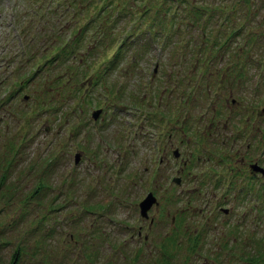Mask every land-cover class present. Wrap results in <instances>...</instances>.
<instances>
[{
	"label": "rangeland",
	"instance_id": "374dc122",
	"mask_svg": "<svg viewBox=\"0 0 264 264\" xmlns=\"http://www.w3.org/2000/svg\"><path fill=\"white\" fill-rule=\"evenodd\" d=\"M201 1L207 7L213 5L212 0ZM216 1L222 4L226 2ZM153 2L146 1V5L142 1L139 4L137 2L133 11L140 14L142 8L146 9L148 17L145 20L151 18L148 21L151 22L153 12L158 8ZM81 3L80 0H0V98L7 97L8 88L14 90V82H11L16 80V67L19 64L25 67L22 68L25 71L30 65L38 68V65L43 64L40 74L29 78L26 85L16 91L13 97L0 103V151L9 141L16 144L22 141L23 157L30 161L40 160L41 162L37 161L38 168L48 169L49 163L46 161L51 158L50 167L53 170L51 173L50 170L49 173H44L45 176L49 175L50 185L46 189L51 195L58 196L57 201L64 202L65 208L62 210L65 215L68 214L67 219L77 220L75 225L67 222L61 235L58 226L56 234L52 236L58 245L56 251L68 254L66 257L63 254L62 258L58 255L60 258L55 260L56 263L149 264L155 259L163 262L166 256L161 255V249L167 248L171 253V264H264L263 248L262 253L256 258L253 257L252 262L248 261L246 254L247 250L252 251L247 242L254 243L257 239L261 245L264 244L261 238L264 236V220L257 231L251 230L253 224H244L240 203L233 202L231 196L227 198V214L217 209L216 199L212 197L210 188H197L194 180H199L202 175L198 171V165L192 167V174H187L182 167L181 178L174 182L171 179L173 162L171 159L167 163L163 160L164 174L153 170L152 186L144 181L148 171L147 169L145 172L144 168L150 165V158L155 159L154 150L147 147L149 135L146 134H150L154 127L167 131L170 122H165V118L174 110L178 117L181 112L187 114L190 130L186 135L190 139L194 137L196 130L204 128L201 151L203 155L212 150L221 152L216 129L222 130L226 138L225 144L228 145L226 149H230V143H235L232 152L238 151L235 149L238 147L237 143L242 142L241 137L237 136L235 142L231 137L236 136L237 128L241 127L237 124V118L233 120L235 116L227 118L224 114L228 113L231 98L235 102L239 101L241 106L245 99H249L259 110L263 107L264 34L261 33L260 42L253 45L244 40L241 29L238 36L228 39L229 45L226 47L211 48L213 59L217 61V57L220 58L217 61L219 65L215 63L218 65L215 73L222 70L225 74L220 77L222 82L215 89L212 86L218 75H212V86H204V81L197 75L201 68L195 64V58L198 52H206L198 49L200 26L191 28V38L195 42L190 40L186 46L175 42L164 47L161 29L152 28L158 34L152 41L143 34L135 37L133 42H130V37V41L126 39L121 43L122 48L114 62L106 63L105 59L113 56L117 49L114 40L123 34V30H127L133 14L120 12L121 17L112 22L114 15L111 11L105 22L107 27L112 22L111 28L102 37L99 32L101 27L105 28L104 23H93L87 26L77 41L70 42L72 33L68 34L70 28L64 26L71 21L78 26L91 17V5L94 1L81 0ZM261 6L263 7L254 15V32L264 29V4ZM66 8L71 10L65 14ZM70 13L71 16L68 17ZM107 13L99 10V14H104V17ZM241 18L242 16L237 15L236 22H240ZM143 23H136L141 26L139 31H143ZM48 24L49 29L54 27L57 35H47V39L45 33ZM181 30L182 27H179L178 31ZM178 35L176 39L180 38ZM58 41H67L65 44L68 47L62 54L44 63L45 56H41L37 50L42 49V45L48 42L44 50L48 57L55 51L53 46ZM190 46L194 47L193 55L189 54ZM27 47L31 49L26 51ZM32 52L35 55L25 62ZM93 60L95 66L90 64ZM155 62L157 65L154 71L150 65L153 67ZM91 67L95 68L94 73L91 72ZM198 81H201L199 85ZM117 82L119 87L115 89ZM103 91L109 94L106 101ZM25 94H28L27 98H24ZM85 96H90L93 101L86 102ZM139 96L141 101L136 99ZM224 97L228 102L224 101ZM112 100L118 104L114 109L110 108ZM138 104L141 105L140 108L148 111L145 117H142L145 113ZM96 105L101 108L97 121L91 118V109ZM242 107H239L240 114ZM159 109L165 115H159ZM216 109H221V118L216 116ZM258 109L255 111L256 125L260 126L263 120L259 116L264 115V112L259 115ZM126 116L133 124L126 123ZM151 116L161 123H152L149 120ZM173 133L172 140H176L178 151L188 154L190 150L185 149L181 140H178L183 133L182 129L178 130L177 127V132ZM89 134H92L91 141H88ZM258 134L262 136L261 140L257 139ZM118 137H121L119 142L123 146L132 143L133 150L119 151L118 146H114L119 145L116 142ZM254 137L250 150L257 147L264 152V131L258 127ZM211 138L214 142H211ZM77 143L80 145L79 149ZM96 143L98 149H95ZM63 146L66 150H62ZM75 150L80 151L82 156L77 162H73L72 155ZM209 161L212 164L214 160L210 158ZM231 165L237 168L236 159H232ZM114 170L116 174H113ZM98 171L101 177L97 175ZM36 180L34 173V176L24 180V184L31 187ZM97 180L103 181L119 196L111 197L101 187L103 183ZM143 184L155 188L151 195L157 200V204L150 202L145 218L139 216L136 206V202L146 196L141 192ZM182 186L191 190H180ZM217 188V195L221 199L223 187ZM96 204L100 205L92 211L80 208L83 205L90 207ZM18 208L17 204L14 208L7 207L0 211V226L8 224L19 214L20 228L14 241L24 243L27 240L26 227L33 218L28 219L30 211L21 207L20 214ZM199 211L203 214L200 217ZM179 212H182L180 222L184 216L186 219L181 224L176 223L179 232L173 235L170 225L176 217L175 214ZM60 218L57 217L55 221H61ZM125 224L133 228H126ZM138 225L141 229L140 239L137 238L135 228ZM100 231L103 234L100 236H104L105 241L91 236L92 232ZM144 233L145 242L142 241ZM32 234L28 230V235ZM249 236L255 239L250 241ZM61 237L66 238V243L61 242ZM137 246L140 253L134 256ZM11 252V246L0 244V264H9Z\"/></svg>",
	"mask_w": 264,
	"mask_h": 264
},
{
	"label": "trees",
	"instance_id": "16d2710c",
	"mask_svg": "<svg viewBox=\"0 0 264 264\" xmlns=\"http://www.w3.org/2000/svg\"><path fill=\"white\" fill-rule=\"evenodd\" d=\"M131 1L133 3L129 4V2ZM140 1L141 0H101L99 4V10L101 9L103 11H109L110 8H113L115 6H124L122 8H119V13L117 14V16H115V20H113L117 21V18L121 17L119 15L120 12H125L126 15H129L131 8L135 7V4L137 2L139 4ZM153 1V3H156L158 5V8L154 10V17L148 24L154 34L157 33L152 28H155L156 30L161 29V31H164L165 29H167V26H171L167 34H171V36L173 37H170L167 40V45L177 42L176 35L179 33V27H182V33L184 37L183 43L185 44V46L189 45L188 43L190 42V40L194 41V39L191 38V28L200 26V37L198 39L200 44L198 46V49L206 50V52H198L197 58L202 59L201 61H199L200 65L208 67L207 70H204L205 72H215L216 70H218L219 64L217 63V61H219L220 58L218 56L217 61L215 59H210L214 57L212 55L214 53L211 48L218 49L221 46L226 47L227 45H229L228 39L230 37L238 36L241 29V33H243L244 35V40L251 42L253 45H256L257 42L259 43L261 39V33L264 34L263 28H260V31L258 32H254L252 28L254 26L253 23L255 20L254 15H256L259 9L263 7L261 5L264 4V0H226L224 4L216 0H212L213 5H208V7L204 5V2L201 0ZM213 1H216V3H214ZM145 10L146 9H143V11L146 13ZM74 12L75 10H73V13ZM220 14H222V16ZM237 15L239 17L242 16L240 21L241 23L236 22L235 18ZM145 17V15H140V19H143ZM108 18V13L106 17L100 14H96L94 15V17H90L86 23L78 24L79 29L76 27V24L73 21L68 22V24L64 26V28H70L71 31L68 34L72 33V39L74 41H77V39L80 37V34L87 28V26L92 25L93 23H96L95 25L105 23ZM216 21L217 23L214 24V22ZM243 29L251 31L247 32L243 31ZM133 32H135L134 28ZM45 34L46 37L47 35H49V37H53L57 35V32L54 27L49 29L48 24ZM50 34L53 35L50 36ZM49 37H47V39ZM47 43L48 42H46L45 45H42V49H39L40 52H42V50H46ZM191 46L188 48L189 54L193 55L192 53L194 51V47ZM65 47L67 48V45L58 41V43L53 46V50L55 51L53 52L52 56H49L47 60L55 58L60 53L62 54L65 51ZM121 48L122 47L119 45V48L113 54L112 59L108 62H105L113 63V60L116 59ZM26 50H29V48H27ZM45 53L46 52L42 54L44 55ZM184 56L185 55L183 54V58ZM215 63H217L218 65ZM21 66L19 67L22 68ZM34 70L35 68H32L31 70L29 69L27 71H17L19 78H17V81L14 82V85H12L14 90H12V88H9L6 94L7 97H1L0 102L3 103L7 100V98L13 97L16 93L15 91L17 90V88H21L25 85L26 82H28L29 78L37 75ZM22 144V141L18 144L9 141L8 143L4 144V146L1 148L2 150L0 151V211L4 210L7 207L14 208V206L18 204V211L20 212V208L24 207L25 210L30 211L28 219H33L30 222L29 226L26 227L27 240L24 243L14 241V236L18 235L17 231L20 228V223L18 222L19 214H17L15 218L9 221L8 224H3V226H0V244L4 243L11 246L12 248L9 264H57L55 260H58V258L60 257L62 258L64 253L56 251L58 245L55 242L56 240L54 238L52 239V236L56 234L58 226H60L61 232L59 235H61L63 232L62 230H65V226H67V222L75 225L77 223V220L74 219V221H71L67 219L68 214L65 215V211L62 210L65 208L63 207L64 202L57 201L58 196L56 194L51 195V193H49L46 189L50 185V183L48 181L49 175L45 176L44 173H49V170L51 173V171L53 170L50 167L51 158L46 161L47 163H49L48 169L38 168L37 161L40 160L31 159L30 161L23 157L24 150L22 148ZM34 173L35 178L37 179L36 182L33 184V186L26 187L24 184V180L28 177L34 176ZM66 193L67 192L65 191V194ZM98 205L100 204H96V206ZM88 206L83 205L80 208L85 209L86 211H92L94 210V208H96V206ZM60 214H62L61 218ZM57 217H59V220L61 221H55ZM180 219V217H177L176 221L179 222ZM174 225L175 224H173L171 228V234L173 235L179 232L176 228L177 225ZM28 230L33 233L32 236L28 235ZM101 232L102 231H100L99 233L92 232L91 236L96 237L101 241H105L104 236H100L103 235ZM61 238V242L66 239L65 237ZM134 251V256H137L140 253V249L138 248V246ZM123 254L126 257L125 251L123 252ZM255 254L258 253H252L251 257L253 258L254 256L256 258ZM58 255L60 257H58ZM161 255L166 256L163 258V262H157L154 258V262L149 264H171L170 250H168L167 248L161 249ZM64 256L66 257L68 256V254H64ZM127 257L130 258L128 255ZM91 262H93V258Z\"/></svg>",
	"mask_w": 264,
	"mask_h": 264
},
{
	"label": "flooded vegetation",
	"instance_id": "af4514ba",
	"mask_svg": "<svg viewBox=\"0 0 264 264\" xmlns=\"http://www.w3.org/2000/svg\"><path fill=\"white\" fill-rule=\"evenodd\" d=\"M210 75H218L221 74L222 76L225 75L224 71L218 72H212L209 73ZM217 76V77H218ZM222 78L220 80L215 81V85L219 87V84ZM201 81H198V85ZM212 83V82H211ZM205 83L203 82V85ZM215 92V91H214ZM224 101L228 102V99L224 97ZM245 102L242 103V106L240 105V102H235L234 98L229 99V106H228V113L224 114L225 117L231 118L233 117V120L237 118V124L241 128H237L236 130V136H233V141L235 142L236 137H241L242 142H238L237 145V152H232L233 145L235 143H230V149H226L228 145H226V138L223 135V132L221 129H216L218 132V138L220 142V151H209V153L202 154V148H203V135H204V128L201 130H196V133L192 139L189 138V136L186 135V132L189 131V123L187 114H184V112H181L179 117L176 115L175 110L171 113H168V116L165 118V122H170L169 128L166 129L167 131L163 130H157V127H154L155 129L150 130L151 133L149 135V138L147 140L148 145L147 147L152 148L155 152V159H149V166H145L144 171H147V176L144 179V181L152 186L153 178L148 182V172L149 169H151V172L153 171V168H156V173L158 174H164L163 173V165L168 162V159H171L173 162V169L174 171L171 172V179L176 182L179 180L178 178H181L180 174L181 168L183 167L185 172L187 174H192V167L195 165H198L200 168L198 171L200 174H202L199 180H194L197 182V188H210L212 192V197L215 200V206L217 209H221L224 213L227 214V198H232L233 202H239L240 203V212L242 213V219L244 221V224L246 226H252L251 230L254 231L258 230V227L262 220H264V152L260 151L257 147L255 150H250V146H253V140L254 135L256 134L258 127L264 131V115L259 116L261 120H263L262 125L257 126L256 125V115L255 111L258 109V106L254 105L251 100L245 99ZM239 107H242L243 111L242 114L239 113ZM257 107V108H256ZM157 111H161L160 109ZM220 111L221 109H216V116L218 118L220 117ZM258 114L260 115L261 112H264V105L263 107L258 109ZM162 115L163 112H161ZM177 121H180L179 124H177ZM157 123H161V121H157ZM178 130L183 131L180 135V139L182 142V146H184L185 149L190 150L188 154L184 155V153L178 151L176 140H172V136L174 135V131L177 132ZM208 132V131H207ZM144 136V134H141ZM257 139L261 140L262 136L259 134L257 135ZM150 139V140H149ZM232 141V142H233ZM211 142H214V139L211 138ZM226 143V144H225ZM132 144V143H131ZM131 144L127 145V150L131 149L133 150L134 147H129ZM192 145V147H191ZM244 149H242V148ZM195 148V149H193ZM210 150V149H209ZM238 153V155H236ZM214 160L211 164L209 159ZM236 159L237 161V168L233 165H231L232 159ZM164 160V162H163ZM141 162L143 160H140ZM176 176V177H175ZM197 178V177H195ZM145 185V191L146 192H153L155 188L149 187V185ZM217 187H223L222 191V197L219 199L220 196L217 195L218 190ZM180 190H191L187 186H182L179 188ZM142 194L144 191H141ZM111 197H118L116 195H111ZM208 201L209 199L206 198ZM224 208V210H223ZM226 209V210H225ZM186 214V212H185ZM199 214L201 216L203 215L201 211H199ZM250 241L254 240L255 238L252 236H249ZM261 238L264 240V236ZM264 243V242H263ZM249 248L252 249V251L247 250V258L249 262H252L254 260L251 256L252 253L256 252L258 254H255L256 257L262 253L261 248H263L264 251V244L261 245V243L256 239L254 240V243H246ZM254 257V256H253Z\"/></svg>",
	"mask_w": 264,
	"mask_h": 264
},
{
	"label": "water",
	"instance_id": "95a60500",
	"mask_svg": "<svg viewBox=\"0 0 264 264\" xmlns=\"http://www.w3.org/2000/svg\"><path fill=\"white\" fill-rule=\"evenodd\" d=\"M97 113H98L97 110L93 111L94 116H96ZM75 156L78 157L77 154H75ZM262 169H264V168H262ZM153 200H154V197H153V195H151V193L147 194V196H145V198H142L140 200V202L138 203V205L140 206V213L145 215L146 210L148 209L150 202H152Z\"/></svg>",
	"mask_w": 264,
	"mask_h": 264
}]
</instances>
